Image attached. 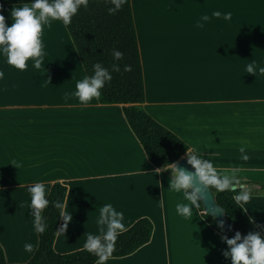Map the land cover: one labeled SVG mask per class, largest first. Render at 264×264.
<instances>
[{"label":"crops","instance_id":"crops-1","mask_svg":"<svg viewBox=\"0 0 264 264\" xmlns=\"http://www.w3.org/2000/svg\"><path fill=\"white\" fill-rule=\"evenodd\" d=\"M2 6L9 26L14 6L31 7ZM133 12L146 90L140 107L218 172L237 169L251 194L242 205L264 225V0H142ZM204 14L210 19L197 27ZM52 22L63 46L58 59H44L39 69L29 59L19 70L0 55V243L7 261H29L39 244L28 186L43 182L48 197L60 181L72 220L57 232L59 253L100 234L99 209L110 203L123 213V230L144 216L154 229L148 243L105 264H231L223 234L198 203L190 217L178 213L176 205L187 201L170 187L173 165L149 160L123 105L98 98L85 105L71 95L86 72L66 25ZM250 63L256 73H247Z\"/></svg>","mask_w":264,"mask_h":264},{"label":"trees","instance_id":"trees-1","mask_svg":"<svg viewBox=\"0 0 264 264\" xmlns=\"http://www.w3.org/2000/svg\"><path fill=\"white\" fill-rule=\"evenodd\" d=\"M132 2L133 0H125L118 11L109 13L108 8L112 7L109 0H88L87 7L81 6L66 27L79 53L86 75L92 74L91 66L98 61L111 72L112 79L101 90L99 102L122 104L127 121L144 147L149 160L156 166H171L186 156L188 151L190 153V146L139 105L145 101L146 90ZM0 5H31V0H0ZM113 49H119L123 53L119 61L113 59ZM113 64L119 65V71L113 70ZM210 188L229 221L244 235L250 231H260L245 207L234 199L238 189L221 191L214 186ZM67 191L68 187L60 181H55L51 186L47 197L50 203L42 212L47 227L44 232H38L39 244L30 260L25 263H9L0 243V264H95L97 262L96 254L85 247L67 253H59L54 248L61 221L60 213L63 211L54 205L56 202L65 204ZM197 203L209 224L221 234L233 237L217 226L215 218L204 211L200 200ZM153 229L154 225L149 217L139 218L129 228L118 233L109 257H121L135 252L151 240Z\"/></svg>","mask_w":264,"mask_h":264},{"label":"clouds","instance_id":"clouds-1","mask_svg":"<svg viewBox=\"0 0 264 264\" xmlns=\"http://www.w3.org/2000/svg\"><path fill=\"white\" fill-rule=\"evenodd\" d=\"M125 0H109L112 7L108 8L109 13L118 11ZM88 0H31L29 6H14L10 11L12 20L9 26L5 22V17L0 13V55L6 58L9 65L19 70L27 68V61L32 59L35 68L39 69L45 59L44 44L42 41L43 28L45 25L51 27L52 21H62L64 25H69L74 15L77 14L81 6L87 7ZM3 6L0 5V8ZM213 16H221L219 11H214ZM231 12L223 14L224 19H231ZM210 17L204 14L197 21V27H203L202 22L208 21ZM112 57L119 61L123 53L119 49L112 50ZM113 70L119 71V65L113 64ZM91 75H85L77 80L75 91L71 94L81 104H88L94 98L101 96V90L106 83L112 79L111 72L104 67L102 62H96L91 66ZM259 72L264 73V67L259 68ZM247 73H256L253 64L247 65ZM3 73H0L2 76ZM239 151L243 154L242 159L247 160L248 156L245 148ZM188 163L193 166L194 172L177 168L174 165L170 178L171 189L183 194L186 203L176 205L179 214L185 218L192 215L193 206L197 205L200 198L201 185L214 186L217 190H239L234 199L238 204L249 201L250 192L245 188L237 177V169L231 172H218L213 163L198 154H190L188 151ZM30 193V208L33 216V226L37 232H44L47 225L42 215L43 210L49 205L46 186L43 182L37 181L28 186ZM58 209H63L62 202L54 205ZM242 207V206H241ZM246 211V210H245ZM97 224L100 226V234L88 233L84 247L97 256V264H105L111 255L113 242L118 233L123 230V213L117 211L112 204L105 203L99 209ZM64 225L58 231H64L67 224L72 220V216L61 211ZM223 229V221L218 225ZM261 231H250L246 235L237 231L233 237L221 236L228 248L224 251V256L231 259V264H264V225H257ZM31 243H25L26 251L32 250Z\"/></svg>","mask_w":264,"mask_h":264},{"label":"water","instance_id":"water-1","mask_svg":"<svg viewBox=\"0 0 264 264\" xmlns=\"http://www.w3.org/2000/svg\"><path fill=\"white\" fill-rule=\"evenodd\" d=\"M174 165H176L177 168L184 169L189 172L195 171L193 166L188 163L187 156L179 159ZM201 189L202 190L199 200L202 203L204 211L213 216L218 224L223 221V229L230 233L232 236H234L237 231L241 232L235 225H233L229 221L223 207L217 202L215 193L212 191L210 186L201 185Z\"/></svg>","mask_w":264,"mask_h":264},{"label":"bare ground","instance_id":"bare-ground-1","mask_svg":"<svg viewBox=\"0 0 264 264\" xmlns=\"http://www.w3.org/2000/svg\"><path fill=\"white\" fill-rule=\"evenodd\" d=\"M41 38L44 47L46 46L43 49L45 59H48V61H54L55 59H58L63 52V46L61 44L62 41L60 32L56 30L54 24H52L51 27H48L47 25L44 26Z\"/></svg>","mask_w":264,"mask_h":264},{"label":"rangeland","instance_id":"rangeland-1","mask_svg":"<svg viewBox=\"0 0 264 264\" xmlns=\"http://www.w3.org/2000/svg\"><path fill=\"white\" fill-rule=\"evenodd\" d=\"M141 2H142V0H133V2H132V3H133V7L136 9L137 6H138V4L141 3ZM52 24H53V23H52ZM45 47H46V46H45ZM45 47H44V48H45Z\"/></svg>","mask_w":264,"mask_h":264}]
</instances>
